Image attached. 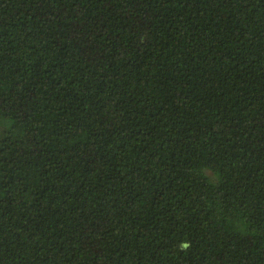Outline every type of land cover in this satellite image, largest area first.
I'll return each mask as SVG.
<instances>
[{"label":"trees","instance_id":"obj_1","mask_svg":"<svg viewBox=\"0 0 264 264\" xmlns=\"http://www.w3.org/2000/svg\"><path fill=\"white\" fill-rule=\"evenodd\" d=\"M0 264H264V0H0Z\"/></svg>","mask_w":264,"mask_h":264},{"label":"clouds","instance_id":"obj_2","mask_svg":"<svg viewBox=\"0 0 264 264\" xmlns=\"http://www.w3.org/2000/svg\"><path fill=\"white\" fill-rule=\"evenodd\" d=\"M183 247H188V244L187 243H183V245H182Z\"/></svg>","mask_w":264,"mask_h":264}]
</instances>
